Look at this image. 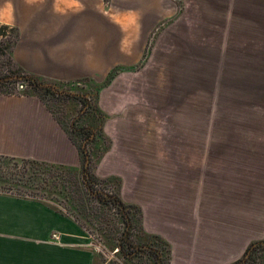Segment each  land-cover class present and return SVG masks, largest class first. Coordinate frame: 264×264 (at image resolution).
<instances>
[{
	"label": "crops",
	"instance_id": "obj_1",
	"mask_svg": "<svg viewBox=\"0 0 264 264\" xmlns=\"http://www.w3.org/2000/svg\"><path fill=\"white\" fill-rule=\"evenodd\" d=\"M182 1L0 0V22L19 29L17 64L46 81L101 84L121 67L99 92L111 147L94 173L121 179L144 231L169 244V264H233L264 241V0ZM160 25L176 59L163 63L175 85L165 79L158 108L147 61L136 65ZM0 154L81 166L35 95L0 93ZM92 244L68 214L0 193V264H106Z\"/></svg>",
	"mask_w": 264,
	"mask_h": 264
},
{
	"label": "trees",
	"instance_id": "obj_2",
	"mask_svg": "<svg viewBox=\"0 0 264 264\" xmlns=\"http://www.w3.org/2000/svg\"><path fill=\"white\" fill-rule=\"evenodd\" d=\"M161 28L158 26V30ZM7 32H10V38L0 41V55L6 59V64L0 67V93L40 97L77 145L81 166L0 154V193L39 199L59 211L56 202H72L69 191L77 186L80 195L76 210L82 215L65 214L73 217L103 249H107L108 243L113 247L111 251L125 259L126 264L134 260L140 264H169V244L159 235L144 231L141 208L124 202L120 196L121 179L116 176L99 178L94 173L96 165L111 147V139L104 133L107 115L98 105L99 92L121 67L114 68L101 84L90 78L72 82L46 81L28 73L15 62L13 54L20 32L16 26L0 24V35L7 37ZM146 57L147 54L142 65ZM17 82L26 83L25 89L18 90ZM65 102L77 110L76 115L72 117L70 114L67 120L60 118L52 107V104L62 107ZM97 254L101 258L100 253ZM263 255L264 241L254 242L233 264H264Z\"/></svg>",
	"mask_w": 264,
	"mask_h": 264
},
{
	"label": "rangeland",
	"instance_id": "obj_3",
	"mask_svg": "<svg viewBox=\"0 0 264 264\" xmlns=\"http://www.w3.org/2000/svg\"><path fill=\"white\" fill-rule=\"evenodd\" d=\"M173 1L176 4H178L182 10L184 8L186 9L182 0H173ZM181 9H179V10H181ZM174 19L175 18L170 17V20L168 21L169 24L175 25ZM0 24H5V23L0 22ZM165 25H167V23L164 24V26ZM174 28L175 27H173L172 29H174ZM6 35H7V37L5 35H0V41L4 40V39L7 40L8 37L10 38V32H7ZM169 37H171V36H169ZM165 41H166V44L163 45L161 29L158 30V28H156L153 31L152 35L150 36V39H149L148 44H147L146 52H145V54H147L145 62L147 61V64H148L147 73H149L152 76V82H153V93H154L153 106L158 107V108H160V104L162 105V102L160 103V97H159L160 92L161 91H168V84H167L165 79H168V81L170 80V82H169L170 85H175V83L171 82L172 79L175 80V67H173V66L167 67V66L163 65V63H165L167 61H175V59H176L175 58L176 57L175 46H174V48L170 49V43H168L171 41L170 38H169V40L166 39ZM173 43L175 45V37L173 39ZM5 61H6V59L4 58V56L0 55V67L4 63L6 64ZM143 61H144V57H143L142 61L140 63H138L136 66H138V68H140ZM143 73L144 72L142 70V74L140 76H143V79L145 81V78H148V75L144 78V76L146 74H143ZM25 84L26 83H24V82H17L15 84V86L17 87L18 90H23V89H25ZM164 86H166L167 89L162 88ZM147 87H148V85H147ZM155 95H157V96H155ZM170 105H173V104H170ZM52 107L54 110H56V112L60 118L66 119V120L68 119L70 114H72V117L74 115H76V111H77V110H74L72 108V105H70L67 102H65L62 107H61V105L58 106L57 104H52ZM173 109L174 108H172V109L170 108V110H173ZM168 116L176 119V114H168ZM69 120H68V122H69ZM161 122H162V120L160 119V114L158 112L157 113L154 112L153 113V129L158 130V131L155 130L154 133L157 134V132H160L159 125ZM157 136H155V137H157ZM158 137H160V136H158ZM69 194H70L72 202L70 200H67L63 203L60 202L61 203L60 204L59 201L56 202V200H55V202H56L55 206L57 208H59V211L61 213H64V214L65 213H68V214L71 213L73 216L80 217V215H82V214L78 213L76 210L77 205L79 203V201H77V200L79 199V195H80L77 186H74L73 189L71 190V192L69 191ZM91 239L93 242L92 245H93V247H95L96 252L100 253V255H101V258H98L99 262H105V263L107 262L108 264H126L125 259L115 255L113 253V251H111L113 248L111 245H109L107 243V246H108L107 249H105V248L103 249V247H102L103 250H98L96 248L99 246V244L97 243V240L93 239L92 237H91ZM131 264H140V263H137L136 260H134V262Z\"/></svg>",
	"mask_w": 264,
	"mask_h": 264
},
{
	"label": "built area",
	"instance_id": "obj_4",
	"mask_svg": "<svg viewBox=\"0 0 264 264\" xmlns=\"http://www.w3.org/2000/svg\"><path fill=\"white\" fill-rule=\"evenodd\" d=\"M54 238L58 239L59 236L57 234L53 235ZM98 250H103L102 247H100V245L98 247H96Z\"/></svg>",
	"mask_w": 264,
	"mask_h": 264
}]
</instances>
